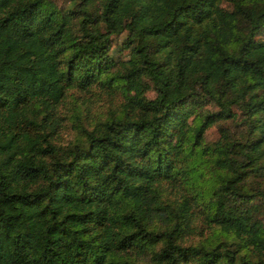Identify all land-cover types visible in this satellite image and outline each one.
Segmentation results:
<instances>
[{
	"label": "trees",
	"instance_id": "16d2710c",
	"mask_svg": "<svg viewBox=\"0 0 264 264\" xmlns=\"http://www.w3.org/2000/svg\"><path fill=\"white\" fill-rule=\"evenodd\" d=\"M0 264H264V0H0Z\"/></svg>",
	"mask_w": 264,
	"mask_h": 264
},
{
	"label": "rangeland",
	"instance_id": "374dc122",
	"mask_svg": "<svg viewBox=\"0 0 264 264\" xmlns=\"http://www.w3.org/2000/svg\"><path fill=\"white\" fill-rule=\"evenodd\" d=\"M121 37L112 39V52L116 55V49ZM124 56V52L120 53V57ZM148 97L152 96L151 92H147ZM122 98L119 93L104 88L93 87L88 91L82 92L72 89L67 92L64 100L57 107V115L60 118V126L54 136L57 146L64 147L68 142L72 141L77 135L78 127L90 128V124L104 119L114 111ZM218 138L216 126H211L204 133L206 142L214 141ZM206 167L201 168L202 179L208 182L211 177ZM202 180V181H203ZM168 194L171 199L175 195ZM192 231L185 236L186 243H197L203 241L210 236L212 228L207 227L198 216L193 220Z\"/></svg>",
	"mask_w": 264,
	"mask_h": 264
}]
</instances>
